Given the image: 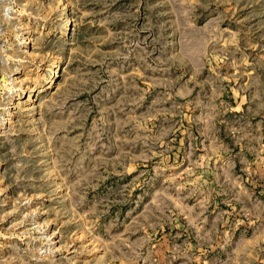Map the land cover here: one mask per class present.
I'll return each mask as SVG.
<instances>
[{
    "label": "rangeland",
    "instance_id": "rangeland-1",
    "mask_svg": "<svg viewBox=\"0 0 264 264\" xmlns=\"http://www.w3.org/2000/svg\"><path fill=\"white\" fill-rule=\"evenodd\" d=\"M0 264H264V0H0Z\"/></svg>",
    "mask_w": 264,
    "mask_h": 264
}]
</instances>
